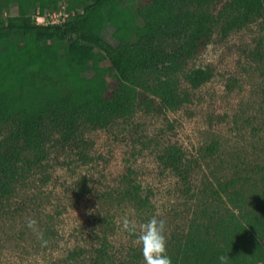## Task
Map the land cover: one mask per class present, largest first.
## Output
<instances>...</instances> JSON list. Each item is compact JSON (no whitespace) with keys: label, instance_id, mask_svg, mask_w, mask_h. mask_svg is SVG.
Returning a JSON list of instances; mask_svg holds the SVG:
<instances>
[{"label":"rangeland","instance_id":"374dc122","mask_svg":"<svg viewBox=\"0 0 264 264\" xmlns=\"http://www.w3.org/2000/svg\"><path fill=\"white\" fill-rule=\"evenodd\" d=\"M65 13L52 9L41 21L63 22ZM222 26H211L206 45L178 75L179 107L164 109L156 99L153 109L139 106L106 128L84 124L78 147L55 138L45 160L26 166L0 197V264H93L102 246L107 264H144L136 235L151 217L166 221L169 250L216 181L240 178L244 211L264 194V17L227 35ZM103 36L116 44L110 31ZM103 66L111 93L117 83ZM205 67L213 78L193 89L186 74ZM171 149L180 152L179 170L161 157ZM137 187L140 201L127 195ZM125 217L137 233L122 227Z\"/></svg>","mask_w":264,"mask_h":264},{"label":"trees","instance_id":"16d2710c","mask_svg":"<svg viewBox=\"0 0 264 264\" xmlns=\"http://www.w3.org/2000/svg\"><path fill=\"white\" fill-rule=\"evenodd\" d=\"M139 1L0 0V197L26 166L47 158L55 138L78 147L84 124L106 128L139 106L153 109L156 99L164 109L179 107L177 77L206 45L211 26L222 22L227 35L264 17V0ZM52 9L68 18L37 22V13ZM104 64L117 83L111 93ZM212 78L211 67L186 74L193 89ZM168 151L164 163L179 170V150ZM240 185L233 178L204 190L203 207L167 250L172 264H219L220 255L228 264H264V194L244 211ZM137 189L127 195L140 201ZM95 251L93 264H107L105 246Z\"/></svg>","mask_w":264,"mask_h":264},{"label":"clouds","instance_id":"9594fccd","mask_svg":"<svg viewBox=\"0 0 264 264\" xmlns=\"http://www.w3.org/2000/svg\"><path fill=\"white\" fill-rule=\"evenodd\" d=\"M35 221H29L31 227ZM122 227L130 233H137L134 221L127 217L123 219ZM137 242L141 245L144 264H172L171 257L167 254L166 221L158 216H153L145 221L136 235ZM46 243V241H44ZM219 264H228V257L220 255Z\"/></svg>","mask_w":264,"mask_h":264},{"label":"built area","instance_id":"2783aa9c","mask_svg":"<svg viewBox=\"0 0 264 264\" xmlns=\"http://www.w3.org/2000/svg\"><path fill=\"white\" fill-rule=\"evenodd\" d=\"M50 16L52 17L51 13H50ZM36 20H37L38 23H41V24H50V23H52V24L56 23V24H57V23H61V22H57V21H51V22H49V23L42 22L41 20L46 21L47 18H46V16H42V15H40V13H37V18H36Z\"/></svg>","mask_w":264,"mask_h":264}]
</instances>
